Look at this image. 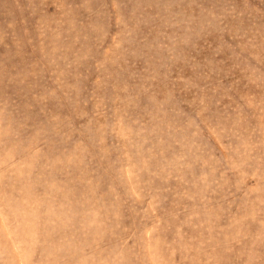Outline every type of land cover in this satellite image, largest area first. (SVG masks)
Listing matches in <instances>:
<instances>
[{"label": "rangeland", "instance_id": "obj_1", "mask_svg": "<svg viewBox=\"0 0 264 264\" xmlns=\"http://www.w3.org/2000/svg\"><path fill=\"white\" fill-rule=\"evenodd\" d=\"M0 264H264V0H0Z\"/></svg>", "mask_w": 264, "mask_h": 264}]
</instances>
